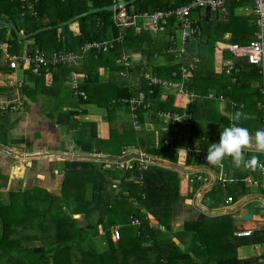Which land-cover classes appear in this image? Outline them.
Wrapping results in <instances>:
<instances>
[{"label": "trees", "instance_id": "trees-1", "mask_svg": "<svg viewBox=\"0 0 264 264\" xmlns=\"http://www.w3.org/2000/svg\"><path fill=\"white\" fill-rule=\"evenodd\" d=\"M23 1L24 0H0V42L9 43L11 53L18 54V43L23 44L32 41V44L28 47L29 51H32L33 47H39L48 57H54L59 52L67 50L75 51L78 46H81L86 42L103 39L106 40L111 37H118L120 34H125V40L122 45L117 46L116 49L111 50L108 53L99 55L91 54L85 60L82 67L72 65V67L58 66L51 69L53 73V82L47 86L48 90H58L59 86H62L68 81L72 72H76L80 75L86 74L88 78L80 83L77 89L84 93L88 99L84 100V97L82 96L78 98L72 91L74 96L72 97V100H77L78 104L84 106L95 105L98 109L105 111V115H109V118L107 119L109 122H107L110 125L111 136L108 140H102L98 137L97 124L95 122L91 123L88 121L76 120L75 117L80 115V113L75 109L67 111L64 110V107L62 108L61 105L56 108L53 118L57 121V124L64 126L66 131H70L74 135L79 134L80 136V140L76 141L78 149L75 150H79L81 153L86 154L102 153L117 157L121 156V151L123 149L135 148L140 149L143 153L149 156L165 159L174 164L177 163V138L173 141L175 146L172 145L167 148L164 146V143L166 141L165 139L169 140L167 137L169 136L168 133H162L160 135L159 143L155 145L147 142L149 136L147 132L143 130V115L147 112H150L149 114L156 119L158 118L157 112L160 110L170 109L179 113L184 112V110L174 107L169 101L170 99L174 101L175 95H170L168 101L161 100V95L164 92L163 87L150 85V83L143 77L145 72L142 74L143 71L151 69L154 60L159 58V56L173 55L168 53L170 47L167 48L165 52L156 51V53H150L148 46L154 45L156 42L143 34L136 35L134 30H124L117 27L113 22V13L109 11L101 10L97 13L80 18L79 24L81 33L77 37L74 36L69 26L60 27L63 22L69 21L75 16L81 15L91 9H102L104 7L113 6V4L121 5L123 3H128L131 0H38L35 5V10H33L36 12V15L23 10ZM190 1L192 0H137L127 6V10L131 14L147 13L149 15H154L157 12H166L174 8H180ZM232 2H235V0ZM240 2L245 3V0H241ZM240 2L236 1L235 3L239 4ZM250 3H245V5ZM233 9L234 8L230 10L231 13L229 14L228 8L227 18L229 20L233 14ZM251 18L254 22L256 21V16H251ZM216 19L218 20L219 18ZM10 23L14 24L18 31L24 35H28L46 27H52V29L42 31L31 37L28 41H22L11 28L4 26L5 24L10 25ZM218 24L222 25L219 20ZM200 28L202 32L200 36H197L196 39H189L187 53H185L183 59L178 57L175 58L173 56V59L169 62L170 64H164L163 68H157L155 72L160 78L173 82H179L181 80L182 67L191 75L190 80L193 81L188 84L187 87L188 90L194 92L198 96V99L196 100L197 102H192L189 109L186 110L191 116L190 124H192V126L180 128L179 135L177 133L178 131L174 133L172 130V134H174L175 137H187L190 143H193L192 145L199 144V147L202 150H207V147H209L211 143H215L214 136H209L206 131L203 133V130L197 125L201 120H205L209 113H205V117L202 118L200 114L203 113V108L200 109L199 113V106L201 104H207L206 96L210 92H213L217 97L223 96L228 100V103L231 99H236L238 101H236V108L239 107L242 115H253L256 113V119L251 116L250 119L240 120V122L239 120L231 121L230 118L224 117L220 113L222 115L220 119H222L227 126L231 123H236L237 126L248 127L247 124H250L253 128L257 127V129H261L264 126V114L262 110L264 102V100H262L263 95L261 94V89L251 88L253 82L251 80H255L259 77V82L262 80L264 84V75L260 73L259 67L251 64L247 58H235L233 54L229 52L227 58H233L232 60L235 62H233L232 65L234 66V73L237 72V82L232 85L233 74H231V76L226 72H224L222 76L216 74L213 71V56H211L210 53H204L200 48L196 47L195 44H191L190 42L197 41L199 40L198 38L203 37L204 40L210 41L213 46L220 37L216 38V33L213 27H211L210 19L206 20L204 17ZM256 28L258 30L255 22V29ZM223 32L224 33L222 34H225L226 29L223 30ZM256 32V30L253 32L252 40L247 44L255 39ZM171 45L172 42H170V46ZM138 53H140L141 59L136 63L134 61V55ZM124 54H130L128 55L129 60L131 61L132 66H134V68L128 70L129 76L127 78L120 74V72L125 70L124 66L117 63V60ZM172 63H174V65ZM210 66L212 67L211 73ZM102 67L111 68L109 76L100 74L99 70ZM0 70L4 72L10 71L9 63L5 62L1 52ZM44 75L45 74H43L42 77ZM139 75H141V77ZM225 76L226 79H222ZM33 77L35 78V83H38L39 81L44 83L43 78L34 75ZM244 83H247V90L250 92V95L247 97L249 99L248 101L241 100L240 97L243 96L239 93L241 88H235V85H242ZM27 90L28 88H26V92L24 93H27L31 99H34V95L37 93ZM140 92L145 93L147 101L152 103V109L144 111L142 109L139 110L138 115L142 124V129L140 131L134 128L133 122H130L126 124L123 132H120L116 121H112L110 116L114 114V117L116 118L118 113L117 109L119 108H124L128 114H131L130 107L122 103V100L137 96ZM2 93L3 89L0 88V98H2ZM226 100L219 102V100L216 99H209L208 102L213 105L217 103L215 101H218L220 106L226 104ZM87 113L88 111L84 110L83 114L85 115ZM220 114L217 113V115ZM9 115L11 114L5 113L0 116V144L6 145V147L10 145V142H7L8 139L9 141L14 140L15 143L21 142L19 140L20 138L16 139L12 135L14 125H11V121L8 119ZM82 136H89V138L86 140L82 138ZM114 140L122 142V146L117 145L119 150H111L114 148L109 146H107L109 147L107 151L102 148L103 146L111 144ZM20 144L21 143H19V145ZM157 145L159 146L157 147ZM98 147L100 149H98ZM227 159L229 158H225L223 165L226 164ZM192 161L194 160L189 158L187 163L193 165L194 162ZM95 164L96 162L94 163L91 161H66L65 172H63L64 180L61 189L65 190L64 186L70 182H72L73 188L75 178L79 180L81 174H84V177L87 178L90 172L91 177L93 178V174L97 173V167ZM130 164L132 165V168L129 169L128 165H126L119 171L113 170L110 167H108V169L105 168L103 171L105 175L102 176L105 179V186L97 187L99 190L97 193L91 191L90 201H87L86 191L80 188H77L76 194L72 193V205L68 204V199H70L68 193H62L60 190V195L55 196L40 186H36L30 191H22V189L10 191L7 203L3 202L0 195V264L242 263L237 256H235L236 253L234 251H232V255L228 259L218 253L217 258L204 260L202 256L195 252L191 254L189 248L179 250V247H177L174 242L171 243V250H168L163 243L154 245L151 249H147L144 242L145 233L143 232V229L148 228L149 226V220L146 218V211L156 216L160 225H162L161 216L164 219L172 218L177 207L176 188L173 184L174 182H178V176L177 172L157 165H151L146 171H141L138 169V163ZM199 165H203L209 169L213 168V170L216 169L219 173H222L220 172V167L213 166L206 160H204V163L202 164L199 163ZM258 172L260 175L261 171L259 169ZM141 175L144 177V181L142 185H139L137 179ZM254 175L256 177L257 174L254 173ZM7 179L8 177L3 174V171L0 168L1 187L7 185ZM118 180L120 182H118ZM240 181L242 182V186L247 188L249 182H245L244 178H241ZM227 182L218 180V183L223 184V186H226L228 184ZM116 183H119V187L122 189L119 192H116L117 189L113 187ZM123 190H126L129 193V196H125ZM34 191H36V193L44 191L46 199L42 201L38 197H34L33 199L35 200V203H32L33 199L31 198V193H35ZM119 198H125L123 199L124 204H128L131 199L132 201L139 200L145 203V206H141L137 209L130 219L131 223L134 219H138L141 222L139 228H137V230H142L138 235L141 241L137 240L136 232L135 235H132L131 233L126 234L122 228L120 232V240H118V242L113 241L111 229L112 227L120 226V223L118 222L120 216L117 215V219L114 216L113 218H110L111 220H107V218L105 219L103 217L105 213H110L114 209L118 204ZM62 202L72 208L74 213L71 216L65 215L66 217L58 218L57 215L51 213V210H48V207L50 209L58 207V209L66 212ZM94 205H99L98 210L100 212L99 218L94 224H92L88 215L84 217L82 214L83 218H80L81 221L73 217V215L80 214L74 210L79 209L80 211L86 212L89 211L88 206L93 207ZM41 208H43V210ZM140 209L145 210V212L142 213V210ZM115 210H117V207L114 211ZM202 224L203 222L198 221L195 226L192 227L199 228L203 226ZM99 226L103 228V234L99 233ZM189 227L190 226H187L186 224L183 232L187 233ZM158 230L162 232L160 228H158ZM154 237L156 236L154 235L153 238ZM97 238L101 240L97 241ZM262 242H264V239ZM242 245V243H239L234 249H237ZM156 255L158 256L156 257ZM243 263L251 264L249 261Z\"/></svg>", "mask_w": 264, "mask_h": 264}, {"label": "crops", "instance_id": "crops-1", "mask_svg": "<svg viewBox=\"0 0 264 264\" xmlns=\"http://www.w3.org/2000/svg\"><path fill=\"white\" fill-rule=\"evenodd\" d=\"M232 1L234 0H230L226 4L227 9L229 8V14L231 13L230 10L234 8L233 14L230 17V20L227 18L228 14L227 16L226 15L224 16L222 14L218 15L211 11H209V14H208L206 9L197 10L192 14V19L198 22V26L201 25V22L203 21L204 17L206 18V20L210 19L211 27H213L216 33L215 34L216 38L220 37V39L217 40L213 44V46L210 41L204 40L203 37L198 38L199 40L192 41L190 43L195 44L196 47L200 48L204 53H210L211 56H213L212 58L214 61L213 71L216 74L221 75V76L223 75L221 73L222 67L223 66L226 67L228 64L234 62V60H232L233 58L232 59L227 58L228 52L231 53L228 50V46L233 45V44L247 45V43L252 40L251 38L253 36V32H255V30L257 31V28L255 29L256 21L254 22L253 20H251L252 19L251 16H255L253 12L254 1L245 0V3H248V2L250 3L251 1V3L247 5H245V3H242L243 1L240 2L241 0H235V2L236 1L240 2L239 4H236L235 2H232ZM23 3H24L23 5L24 11H28V12H31V14L36 15V12L29 8L28 0H24ZM109 12L113 13V22H114V11H109ZM216 18H219L218 20L219 22L222 23V25L218 24V20ZM4 26L12 29V27L9 24L8 25L5 24ZM67 26H69L70 30L72 31L75 37L80 35L81 32H80L79 19ZM60 27H64V26L60 25ZM225 29H226L225 34H222L224 33L223 30ZM124 30H134V33L136 35L143 34L147 37H150L154 42L156 41L154 40L151 34L153 35L162 34L163 39H159L156 42V44L148 46L150 53H156V51L165 52L167 48L169 47L170 48L168 49V53H170L169 51L170 49H174V50L184 49L185 51H187L188 49L187 44L189 40L186 42V45L182 43V39H181L182 26H181V23L177 19H171L167 21L165 24H163L162 29L158 32H153L150 30L138 31L135 28L124 29ZM144 32H148V33H144ZM124 35L123 34L119 35L123 37V40H122L123 42L120 43L119 45H122L124 43V40H125ZM199 36L200 35H198V37ZM255 37H256V34H255ZM113 38H116V37H113ZM113 38L111 37L110 39H113ZM29 39L27 40L21 39V40L28 41ZM94 41H97V40H94ZM170 42H172L171 46H170ZM86 43H89V42H86ZM3 44L7 45L8 52L11 55L24 56L25 54H33L35 53V51L39 50L42 54L46 56L48 60L52 59L53 57V56L48 57L47 54L39 47H33V50L29 51L28 47L30 44H32V41L23 43L24 48L21 54L11 53L9 43L3 42ZM83 45L78 46L77 50L75 51L67 50V51H63L59 53L80 52V49ZM0 52L5 62L8 63L5 53L1 48H0ZM91 54L99 55L97 53L90 52L89 55L85 57V59L80 61L79 64L77 65L75 64L74 66L82 67L85 60ZM127 55H130V54H127ZM184 55L182 56V59L184 58ZM134 56H135L134 61L137 63L141 59V55L140 53H138ZM173 56L175 58L178 57L176 54L168 55L167 57H170L171 59L167 60L164 64L167 65L173 59ZM234 57L237 58L236 56ZM159 58L155 60L153 59L154 62L157 61ZM172 64L174 65V63ZM58 66H62V65L50 66L49 72L43 71L42 75L45 74L43 77L42 75L41 76L34 75L31 72H28L27 70H19L17 72V80L20 82H23V86L19 89L18 93L20 94L21 98L25 101L26 109L25 111H22L16 114V116H18V121L16 122V124L19 125V127L22 129L21 133L24 138H31L32 140H37V139L42 140L41 142L36 144V146L40 145V150L39 149L35 150L36 146H33L35 151H30L28 149L32 148V146L28 145L29 147L28 146L23 147L22 145H19L21 146V148L28 150L26 152V154L28 155L35 154V153L50 152V148L55 147L54 145H42V144L46 143L48 140V137L45 135L47 134L45 133V131H47L48 128L55 130L54 132H58L56 129H57V126L59 125L57 124V121L53 118L55 114V113L53 114V111L56 112V108L59 105L62 106V104L64 106V110L70 111V110L75 109L76 111L80 113V115L75 117L76 120L88 121L91 123L95 122L97 124V132H98V137L100 139L108 140L111 136L110 135L111 134L110 125L107 122V120L106 121L104 120L105 111L98 109L95 105L84 106V105L78 104L77 100L76 101L72 100V97H74L73 94L78 98L81 97L79 95H76V88L79 87L80 83L84 82L85 79L88 78L86 74L80 75V74H77L76 72H72L69 76L68 81L65 82L62 86H59L58 90H48L47 89L48 88L47 86H49L53 82V73L51 69L58 67ZM66 67H72V66H66ZM110 69L111 68L109 67H106V68L102 67L99 70V72L101 75L109 76L111 73ZM144 72H152V71L151 69H149L148 71H143L142 74ZM211 72H212V67L210 66V73ZM73 73H76L79 76L78 79L76 80L72 79ZM152 73L154 75H157L155 71ZM260 73L262 74L261 70H260ZM236 74L237 72L236 73L233 72L232 85H234L237 82ZM33 75L43 78L44 83L42 81L35 83V78L33 77ZM139 76L141 77V75ZM9 77H12L11 70L9 72H4L0 70V88L3 89V93L1 96L2 98L16 97L15 90L11 89L8 86L7 81ZM222 79H226V76ZM259 79L260 78L258 77L255 80H251L253 81L251 84V88L261 89V94L263 95L262 100H264V93H263L264 84L262 80H260L261 82H259ZM192 81L190 80V78L187 81H185L184 78H181L179 82H173V81H170V82L174 84L177 83L179 85H183L184 87L188 89L187 86ZM246 84L247 83H244L242 85L237 84V86L235 85V88L236 87L241 88L239 93L243 95L240 97L241 100L243 101H248L249 99L247 97L248 95H250V92L247 90L248 86ZM26 88H28L27 91H30V90L33 91V88L35 89L34 92L37 94L34 95V99H31L27 95V93H24L26 92L25 91ZM72 91H73V94H72ZM40 95L47 97L48 102H49V98L52 99L53 102L57 104V106L54 107L53 105H50L52 108L44 112L42 108L40 107V104L38 103ZM170 95H175L174 101H172L171 99L169 100ZM83 99L87 100L88 97L86 96V98H83ZM161 100H165V101L169 100L172 103V105H174V107L178 109H182V110H184L182 106L186 105L187 108L189 109V106L192 104L185 97L183 96L180 97L178 94L176 95V93L172 89L164 90L163 94L161 95ZM206 100H207V104H201L199 106V113H200V109L203 108L202 110L203 113H201L200 116L201 118L205 117L204 114L209 112L207 114L208 119L206 118L205 120H201L200 122L197 123V125L200 126L199 128L201 130H203V133L204 131H206V133L209 136L211 137L214 136L215 143H218L219 138H220V132L222 131L221 126H225V127L227 126L225 122L222 119H220L221 116L223 115L224 117H228L230 118L231 121H233L231 117L234 116L236 112H241V111L239 110V107L236 108L237 102H238L236 99H231L229 103H228V100L225 99L227 103L224 105H220V106H219L218 101H215L217 102L216 104L211 105L208 102L209 99L207 98ZM232 100H235V101H232ZM221 106L223 109L221 108ZM84 110L88 111V113L85 115L83 114ZM120 110L121 111H118L117 113L116 124L118 126L119 131L123 132L126 124L132 122V118H131V114H128L124 108ZM149 113L150 112H147L146 114L143 115L144 127H146L145 131L147 132L149 136L147 142H150L151 144L156 145L157 143H159V140L161 137L160 135L162 133H168L169 136L167 137L169 138V140L172 141V145H174L173 141L175 140V138H177L176 143L178 144L177 145L178 147L176 148V150L178 151V162L174 164L165 159L149 156L143 153L140 149H135V148L123 149L121 151V156H117V157L121 158L123 155V152H126V156H130L132 154H142L149 158H157L164 162L174 164L178 166L179 168H181V170L179 169L174 170V169L168 168V169H171L177 172V176H178V182L177 183L174 182L173 184V186L176 188V200H177L176 206L177 207H176V210L174 211L172 218L164 219L161 216L160 218L162 220V225H160L159 221L156 219L157 217L146 211V214H147L146 218L147 220H149L148 222L149 226L148 228L143 229V232L145 233L144 240L148 242V243H145V247L147 249H151L152 247H154V245H158L162 243L165 244L164 242L172 246L171 243L174 242L175 245L179 247V250L189 248L191 254L195 252L196 254L202 256L204 260H209V258H212V256L210 255H217L218 253L221 252V250L225 251V250L233 249L234 252L236 251L235 253L237 254V258L242 262L240 264H245L243 262H246V261L251 262V264H264V242H262L264 239V172H261V174L259 175L258 169L256 171H252V170H244L243 168H236L233 165L231 158H229L227 159L226 164L220 167V172H222L225 179H227L225 182L229 181L227 182L228 184L226 186L225 185L223 186V184L218 183L219 171H217L216 169L213 170V168L209 169L207 167L205 168L203 165L202 166L199 165V163L201 164L204 163L205 158L202 154L198 155L196 153L191 152L190 147L194 148L195 146L196 149H199L201 153H205V154L207 153V150L205 149L202 150L199 147L200 146L199 144L192 145L193 143L191 144L187 137L186 138H183L182 136L175 137V135L172 134L173 129L177 128L178 129L177 133L179 135L180 128L192 126V124H190L191 118L190 120L184 122L183 124H179L177 127L170 126L169 127L170 129H166V125L164 122H162L159 118L156 119ZM183 113H180V114H183ZM217 113L219 114L221 113L222 115L221 114L217 115ZM251 116L254 119H256L255 118L256 113H254L253 115L252 114L242 115L240 120L250 119ZM36 118L39 120L37 124L33 123V120ZM44 119L47 120V122ZM16 124L14 125L15 128H16ZM247 126L248 127H245V128H248L250 132L252 133L258 130L257 127L253 128L250 126V124H247ZM37 127H39V129H36ZM179 137H181V139ZM13 147H14L12 148L13 150L20 148L18 146H13ZM43 150H49V151H43ZM83 154H86V153H83ZM93 155L111 156V155H106L102 153L101 154L96 153ZM252 155H257L259 157L260 163L264 164V154L256 153L254 151L245 152L246 158H250ZM113 157H116V156H113ZM189 158L190 159L192 158V160H194L192 161L194 162L193 165H189L187 163V160ZM202 158L204 160H202ZM54 159H57L58 161H63V163L68 161V160H62L56 157H44V158H37L33 160H27V161H30V163H35L33 166L35 167V169L34 171H32L33 178L32 177L29 178L32 181H27V178H26L23 185H25L27 182H31V183L34 182L36 183V185L42 186L43 188L47 189L53 195L59 196L60 190L63 184V180H64V173L61 172L60 170H56V176H54L49 172L48 168L50 167V165L56 162V160L54 162ZM116 163H120V162H116ZM160 167L167 168L164 166H160ZM198 172H202L203 175H206L205 176L206 178H209V176H211L212 183L206 185L203 181H193L192 182L191 179ZM254 173L257 174L256 177ZM241 178H244L245 182H249V184H247V188L242 186V182L240 181ZM118 182L120 181L118 180ZM139 185H142V184L139 183ZM229 197H233V202L228 203L227 200ZM252 211H253L252 220L243 221L242 218H244V216L248 215ZM198 221L203 222L202 224L203 226L199 228L197 227L193 228L192 226H195V224ZM186 224L187 226H190V227L188 228V232L184 233L183 232L184 226ZM157 226L160 227V230L162 231V233L158 234L156 232ZM135 228H136V234H137L136 236L138 237L139 233L142 230H137L139 226H136ZM243 229L252 230L253 231L252 236L245 237V238H238V237L236 238L234 233L237 230H243ZM111 232L113 233V231ZM99 233L102 234L101 231H99ZM152 235L156 236L153 238L154 240L152 239V237L151 238L148 237ZM211 238L214 240L215 239L217 240L216 242L218 246H220L221 244L222 248L218 250V252L216 250H211L210 244H209V242L211 241ZM151 241H153V244H150ZM239 243H242L243 245L237 249H234V247H236V245Z\"/></svg>", "mask_w": 264, "mask_h": 264}, {"label": "built area", "instance_id": "built-area-1", "mask_svg": "<svg viewBox=\"0 0 264 264\" xmlns=\"http://www.w3.org/2000/svg\"><path fill=\"white\" fill-rule=\"evenodd\" d=\"M230 0H192L186 3L184 6L180 8H174L166 12H157L154 15H149L147 13H135L131 14L128 12L127 7H120L119 9L114 10V23L117 27L121 29H130L135 28L138 31L142 30H150L153 32H158L162 29L163 24L166 21L171 19H177L182 26V43L185 45L189 39L196 38L201 34L200 26H198V22L192 19V13L196 10H205L209 9L211 12H214L218 15H226L228 14V9L226 7L227 2ZM38 0H28L29 8L31 10H35V5ZM114 7L119 6L113 4ZM253 12L256 16V25L258 27L255 39L247 44V45H238L233 44L228 46V50L236 57H245L248 61L256 65L260 68L262 74L264 75V0H254ZM123 37L119 36L113 39L106 40H97L84 44L80 52H67V53H58L56 54L52 60H48L44 54H42L39 50L35 51L33 54H25L24 56L11 55L8 52L7 45L0 43V48L4 51L6 59L9 63V69L12 71V77L8 78V86L11 89L15 90L16 97L14 98H0V116L5 113L17 114L19 112L25 111L26 103L21 98L18 93L19 89L23 86V82L17 80V72L19 70H27L34 75L41 76L43 71L49 72L50 66L62 65V66H72L77 65L85 59L90 52L103 54L108 53L111 50L116 49V47L122 43ZM171 53L175 51L173 49L169 50ZM185 53L184 49L178 52V57H182ZM117 63L123 65L125 70L120 72L121 76L128 77L130 68H133L131 61L129 60L128 55L121 56ZM225 68V72L229 75L233 74L234 66L232 63L228 64ZM183 78L187 81L190 78V74L187 73L186 69H182ZM78 75L76 73L72 74V79H78ZM145 80H147L152 86H162L164 90H173L176 95L178 94L180 97H185L189 102H195L198 99V96L188 90L183 85L174 84L170 81L164 80L160 78L158 75H154L152 72H145L143 74ZM264 93V89H263ZM76 95L82 96L86 98V95L79 91L76 88ZM208 99H216L221 102L225 100L223 96L217 97L215 93L211 92L207 95ZM122 103L128 105L131 110V118L134 125V128L138 131L142 129V124L139 119V110H151L152 104L147 101L146 95L143 92H140L137 96H133L129 99H123ZM185 110L183 114L177 113L170 109L160 110L157 112L158 118L165 123L166 129H170V126L177 127L179 124H183L184 122L190 120L189 114L186 112L188 109L186 105L182 106ZM263 114H264V102H263ZM264 120V119H263ZM174 133L178 131V129H173ZM181 138V137H179ZM165 147H171L172 141L166 140L164 143ZM191 152L196 153L198 155L202 154L205 157V153H201L199 149L190 147ZM142 155V154H141ZM126 156V152H123V156ZM202 160H204L202 158ZM130 163H138V169L141 171H146L149 168V165L152 163L144 161L141 159H131L127 162L117 163L119 169L124 168L128 165V168H132ZM202 172H198L191 179L193 181H203L206 185L212 183V177H205ZM218 180L226 181L223 173H219ZM138 182L140 184L143 183L144 177L141 175L138 177ZM190 180V181H191ZM117 191H120L119 183L113 185ZM228 203L233 202V198H228ZM132 224L135 226H140L141 222L138 219H134ZM101 232H103V228L99 226ZM252 230H237L234 235L238 238H245L252 236ZM113 237L115 241L120 240L121 233L118 228L113 230Z\"/></svg>", "mask_w": 264, "mask_h": 264}, {"label": "rangeland", "instance_id": "rangeland-1", "mask_svg": "<svg viewBox=\"0 0 264 264\" xmlns=\"http://www.w3.org/2000/svg\"><path fill=\"white\" fill-rule=\"evenodd\" d=\"M162 36H163L162 34H160V35H152V37L154 38V40L156 42L159 39H163ZM23 48H24V45L21 44V43H18L17 53L21 54ZM170 59L171 58L167 57V56L160 57L157 61L153 62L154 66L151 67V71H155L157 68H163L164 67L163 66L164 63L167 60H170ZM34 91H35V89L33 88V92ZM38 103L40 104V107L42 108V110L44 112H46L47 110H50L52 108L50 105H53L54 107L57 106V104L54 103L52 99L49 98V102H48L47 97H45L43 95L39 96V102ZM61 107L63 108L64 106H61ZM92 107H94V106H92ZM117 111H121L120 108L117 109ZM54 113H55V111H53V114ZM110 117H111L112 121H114V122L116 121V118L114 117V114L111 115ZM108 118H109V115H104V120L105 121ZM8 119H9V121H11V125H15L16 122L18 121V116H16V114H13V115L11 114ZM38 121L39 120L36 118V119L33 120V123L37 124ZM45 121L47 122V120H45ZM107 121L109 122V120H107ZM36 129H39V127H37ZM145 129H146V127H144L143 130H145ZM56 130L58 132H54L55 130H53L51 128H48L47 131H45V133H47L45 135L48 137V140H47L46 143H44L42 145H54L55 147L50 148V152H60V153H70V154H74V153L83 154L79 150H75V149H78L76 141L80 140V136H79L78 133H77L78 135H74L70 131L69 132L65 131V127L62 126V125L57 126ZM21 132H22V129L19 127V125L16 124V128L14 126V128L12 129V135L16 139L20 138L19 140L21 142L15 143L14 140L9 141V139H8L7 142H10V145H8L7 147H6V145H3V144L1 145L0 144L1 145L0 146V148H1L0 149V168L3 171V174H5L8 177L7 185L5 187H1V185H0V195H1L2 200H3L4 203L8 202V196H9V192L10 191H12V190H20V189H22V191H30L33 188H35L36 186H38L34 182H32V183L31 182H27L25 185H23V183L25 182L26 178H27V181H32L29 178H31L33 176V172L32 171H34V169H35V167H33L35 163H30V161H27V160H20V159L16 158L15 156H12L9 153L2 152V151H4V149L8 148V149H11L12 151H15L18 154L28 155V154H26V152L28 150H30V151H35L37 149L40 150V145L36 146V144L41 142L42 141L41 139L40 140H38V139L37 140H32L31 138H24ZM39 137H41V136H39ZM82 138L87 140L89 138V136H82ZM19 143H21L20 145H22L23 147H26V146L29 145V146H32V148H29L28 150H26L24 148H21V146H19ZM117 145L118 146H122V142L114 140L111 144L103 146L102 148L107 151L109 149V147H111V148H114V149H111V150L116 151V150H119V148H117L118 147ZM13 146H18L20 148L16 147L18 150L17 149L13 150L12 149V148H14ZM33 146H36L35 150H34ZM107 146H109V147H107ZM158 146L159 145H157V147ZM9 147H12V148H9ZM98 149H100V148L98 147ZM43 151H49V150H43ZM55 160H56V162H55ZM54 162L55 163L51 164L50 167L48 168L49 172L52 175L56 176V170H60L61 172H65L64 169L66 168V165H65V163H63V161H58L57 159H54ZM93 162L95 163V161H93ZM151 165H154V164H151ZM151 165H149V166H151ZM95 166L97 167V173L93 174V178L91 177L90 172H89V175H88L87 178L84 177V174L83 175L81 174L80 177H79L80 178L79 180L75 178V180H74L75 183H73V188H72V182H70L69 184L64 186L65 190L61 189L62 193H68L69 196H70V199H68L69 200L68 204L72 205V193L76 194L77 193V188L84 189L86 191L85 193H87V201H90L91 191L94 192V193H97V192H99L97 187H104L105 186V179H104V177H102L103 175H105L104 172H103L105 170V168L108 169V167H110L111 169L116 170V171L120 170L118 168V166H117V163H108V162L96 161ZM102 183H103V185H102ZM0 184H2V183H0ZM40 187H42V186H40ZM120 190H122V189H120ZM34 192L35 193H31V198L32 199L34 197H38L42 201L44 199H46V194L44 193V191H39L37 193H36V191H34ZM116 192H118V191H116ZM123 199H125V198H119L118 199V204L114 207V209L117 207V210L114 211V209H113L110 213H105L103 218H105V219L107 218V220H111L110 218H113L115 216V218L117 219V215H119L120 217L118 218V222L120 223L119 224L120 226H116V227H119L120 232H121V228H122L123 231H125L126 234H130L131 233L132 235H135V232H136V228L135 227L136 226L131 223L130 219H131L133 213L135 214V211L137 209H139L141 206H145V203L143 201H139V200L132 201V199H131V201H129L128 204H124V200ZM63 202H64V200H63ZM32 203H35L34 199H33ZM63 205H64V208L66 209V212H63L62 210L58 209V207H55L54 209H50L48 207V210H51V213H54V215H57L58 218L66 217L65 215L71 216L74 213L72 208L67 206L66 203H63ZM98 206L99 205H94L93 207L92 206H88V210L90 212L89 211L83 212V211H80L79 209H76L74 211L77 212V213H80V214L73 215V217L75 219L81 221L80 218H83L82 214L84 215V217L86 215H88L89 219L92 221V224H94L96 222V220H98L99 214H100V212L98 210ZM41 209L43 210V208H41ZM73 209H74V206H73ZM140 210H142V209H140ZM116 212H117V214H116ZM144 212H145V210H142V213H144ZM158 227L159 226H157V228H156V232L158 234L162 233V232H160L158 230ZM102 234H103V232H102ZM153 236L154 235L148 236V237L149 238L152 237V239H153ZM112 239H113L114 242H116L115 238L113 237V233H112ZM100 240L101 239L97 238V241H100ZM137 240H141V239L139 237H137ZM213 241H215V242H213ZM216 241H217L216 239L214 240V239L211 238V241L209 242V244H210L211 250H216L218 252V250H220L222 248V246H221V244H220V246H218ZM144 242L148 243L145 240H144ZM152 243H153V241H151L150 244H152ZM164 243H165L167 249L171 250V246L168 245L166 242H164ZM183 250H185V249H183ZM232 251H233V249L232 250H225V251L221 250V252L219 254H221V256H223L224 258L228 259V258L231 257ZM157 256L158 255H156V257ZM210 256H212V258H217V255H210ZM235 256H237V254H235Z\"/></svg>", "mask_w": 264, "mask_h": 264}, {"label": "clouds", "instance_id": "clouds-1", "mask_svg": "<svg viewBox=\"0 0 264 264\" xmlns=\"http://www.w3.org/2000/svg\"><path fill=\"white\" fill-rule=\"evenodd\" d=\"M174 51V53H170L178 56V52L181 50ZM185 53H187V51H185ZM224 70L225 68L223 66L221 70L222 74H224ZM219 102L221 101L219 100ZM241 116L242 113L236 112L231 119L238 121L241 119ZM221 128L222 131L220 132L219 142L211 143L210 146L207 147L205 160L213 166L222 167L225 158H231L236 168L252 171L259 169L261 172H264V164L260 163L257 155H252L250 158L245 157L246 151L264 154V128L258 129L254 133L250 132L248 128L237 126L236 123H231L226 127L221 126Z\"/></svg>", "mask_w": 264, "mask_h": 264}, {"label": "water", "instance_id": "water-1", "mask_svg": "<svg viewBox=\"0 0 264 264\" xmlns=\"http://www.w3.org/2000/svg\"><path fill=\"white\" fill-rule=\"evenodd\" d=\"M135 1H137V0H131L128 3H123V4H121L119 6H116V7L109 6V7H104L102 9H99V8L91 9V10H89L86 13H83L81 15L75 16L73 19H71V20H69V21H67L65 23H62L61 26H67V25L75 22L76 20L80 19L81 17L97 13V12H99L101 10H103V11H114L116 9H119L120 7H127V6H129L130 4H132ZM206 10H207V13L209 14L210 10L209 9H206ZM10 26L12 27V29L14 30L16 35L22 40H27L30 37L41 33L42 31H47V30H51L52 29V27H46V28L37 30V31H35L33 33H30L28 35H23V34H21L18 31V29L16 28V26L14 24L10 23ZM6 149H4V151H2V152L9 153L12 156H15L16 158H18L20 160H33V159L44 158V157H56V158H59V159H62V160H69V161L74 160V161H95V162L99 161V162H108V163H116V162L123 163V162H126V161L131 160V159H137V158L141 159L142 158L144 161L150 162V163H152L154 165L164 166V167L171 168V169H174V170H176V169L181 170V168H179L178 166H176L174 164H171V163H168V162H164V161L159 160L157 158H149V157L141 155V154H132L130 156L121 157V158L113 157V156H104V155L68 154V153H60V152H44V153H35V154H29V155H21V154L16 153L15 151H12L11 149H8V148H6ZM123 193H124L125 196L129 195V193L126 190H123ZM252 218H253V211L250 212L248 215L244 216V218H242V220L243 221H247V220H252Z\"/></svg>", "mask_w": 264, "mask_h": 264}, {"label": "flooded vegetation", "instance_id": "flooded-vegetation-1", "mask_svg": "<svg viewBox=\"0 0 264 264\" xmlns=\"http://www.w3.org/2000/svg\"><path fill=\"white\" fill-rule=\"evenodd\" d=\"M126 162H127V161H126ZM115 228H118V229H119V227H112L111 231H113Z\"/></svg>", "mask_w": 264, "mask_h": 264}, {"label": "bare ground", "instance_id": "bare-ground-1", "mask_svg": "<svg viewBox=\"0 0 264 264\" xmlns=\"http://www.w3.org/2000/svg\"><path fill=\"white\" fill-rule=\"evenodd\" d=\"M21 172V171H20Z\"/></svg>", "mask_w": 264, "mask_h": 264}]
</instances>
